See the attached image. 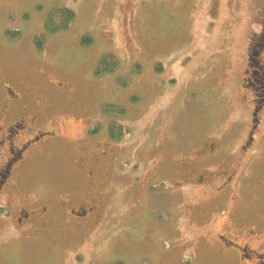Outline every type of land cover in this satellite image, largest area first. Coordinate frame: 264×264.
<instances>
[{
    "label": "rangeland",
    "instance_id": "obj_1",
    "mask_svg": "<svg viewBox=\"0 0 264 264\" xmlns=\"http://www.w3.org/2000/svg\"><path fill=\"white\" fill-rule=\"evenodd\" d=\"M62 5L76 12L75 21L48 36L39 51L33 42L44 33L49 11ZM262 22L264 0H0L3 64L23 80L24 91H48V82L69 92L52 89L63 108L54 116L65 118V160L55 153L31 167L21 182L26 190L64 198L65 188L82 186L81 179L73 182L71 166L77 157L87 159L80 143L84 120H98L100 129L113 121L99 107L118 103L124 113L113 123L121 120L125 131L118 143L105 129L93 138L98 153L116 154L98 166L89 160L95 172H107L102 178L106 216L100 225L37 244L4 232L0 264H187L192 254L182 255L184 241H195L207 229L191 214L183 221L180 211L190 210L195 200L208 203L210 187L186 191L182 198L171 170L184 143L239 118L240 76ZM10 26L19 31L8 39ZM86 34L91 46L82 45ZM108 52L120 68L95 75L97 61ZM137 64L138 75L133 71ZM123 77L127 87L119 83ZM74 102L88 114L80 116Z\"/></svg>",
    "mask_w": 264,
    "mask_h": 264
},
{
    "label": "flooded vegetation",
    "instance_id": "obj_2",
    "mask_svg": "<svg viewBox=\"0 0 264 264\" xmlns=\"http://www.w3.org/2000/svg\"><path fill=\"white\" fill-rule=\"evenodd\" d=\"M262 23L258 35L249 43L245 68L240 76L238 88L244 94L240 100L239 118L226 127L222 122L214 131L206 128L203 139L184 143L181 157L171 170L172 175L175 173L174 184H169L178 188L182 198L186 191L210 187L208 203L202 205L195 200L190 210L180 211L183 221L188 213L207 229L195 241H184L187 248L182 250V255L192 254L187 264H264ZM7 30L8 34L19 31L11 26ZM8 34L7 38L11 39L12 35ZM3 56L0 52V234L6 232L11 238L37 244L42 238H53L58 234L76 237L90 232L106 216L103 212L107 197L102 188V178L107 172H95L93 167L116 157L112 151L98 153L93 138L105 129L109 140L118 143L110 137L113 121L100 129L98 120H84L80 143L88 151L85 153L87 159L77 157L71 166L75 172L73 182L82 181L80 189L75 186L65 188L67 195L64 198L49 191L45 195L32 194L21 184L33 171H30L31 167H37L44 158H52L55 153L65 160V118L54 116L63 108L57 105L52 89L64 92L66 96L69 92L48 82L45 85L48 91L43 87L24 91L23 80L3 64ZM71 104L78 106L80 116L88 114L78 103ZM113 104L115 109L120 106ZM99 110L102 113L101 107ZM119 123L124 131L123 122L119 120ZM191 151L196 155H190ZM78 153L80 155L81 150ZM160 183L165 184V181Z\"/></svg>",
    "mask_w": 264,
    "mask_h": 264
},
{
    "label": "trees",
    "instance_id": "obj_3",
    "mask_svg": "<svg viewBox=\"0 0 264 264\" xmlns=\"http://www.w3.org/2000/svg\"><path fill=\"white\" fill-rule=\"evenodd\" d=\"M76 18V12L71 9V8H67V7H54L52 8L47 17H46V23L44 26V33L41 34V36H39V38H37L34 43L37 47V49L40 51L41 49H43L44 47V42L46 40V38L50 35L53 34H59L62 31H66L69 29V27L71 26V23L73 21H75ZM16 35V34H14ZM18 35V34H17ZM82 45L84 46H91L93 44L92 38L89 34H86L85 36L82 37ZM112 53H104L103 56H101L99 58V60L97 61V65L95 67L94 73L97 76H105L106 74H115L116 71L120 68V62L116 59V57ZM133 71L136 75H138L141 71H140V66L137 64L133 67ZM128 80V78L123 77V79H121L119 81L120 85H122L123 87H127L129 82H126V80ZM103 114H105L106 116L109 115L111 116L112 120L114 122L118 121V116L120 117L121 114L124 113L123 109H121V107H118L117 109H115V105L113 103H107L105 105H103L101 107ZM118 118V119H117ZM114 127L113 130H111L110 132V137L119 142L123 139V135H124V131H123V127L120 126V123H113ZM118 126V128L116 127ZM122 127V130L120 131L119 128ZM114 264H125V262L122 261H116L114 262Z\"/></svg>",
    "mask_w": 264,
    "mask_h": 264
}]
</instances>
